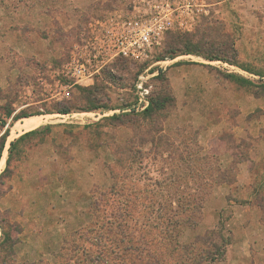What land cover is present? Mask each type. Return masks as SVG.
<instances>
[{
    "label": "rangeland",
    "instance_id": "obj_1",
    "mask_svg": "<svg viewBox=\"0 0 264 264\" xmlns=\"http://www.w3.org/2000/svg\"><path fill=\"white\" fill-rule=\"evenodd\" d=\"M133 10L170 17L151 52L76 82ZM5 130L0 264H264V0H0Z\"/></svg>",
    "mask_w": 264,
    "mask_h": 264
},
{
    "label": "built area",
    "instance_id": "obj_2",
    "mask_svg": "<svg viewBox=\"0 0 264 264\" xmlns=\"http://www.w3.org/2000/svg\"><path fill=\"white\" fill-rule=\"evenodd\" d=\"M144 16L133 10L130 14L112 18L101 24L100 33L92 42V57L86 62L87 64L79 63L80 60L72 63L76 82L91 77L99 68L117 57L139 60L147 56L157 42L160 33L166 28V23H169L170 17L162 12H157L155 16L149 18ZM87 68H95V70L87 73ZM149 96L150 86L147 84V76L139 75L134 83L133 102L121 111L143 112L150 104Z\"/></svg>",
    "mask_w": 264,
    "mask_h": 264
},
{
    "label": "trees",
    "instance_id": "obj_3",
    "mask_svg": "<svg viewBox=\"0 0 264 264\" xmlns=\"http://www.w3.org/2000/svg\"><path fill=\"white\" fill-rule=\"evenodd\" d=\"M182 53H184V54H189V53H191V51H189V50H182ZM175 57V55H173V53H171V58H174ZM221 57H223V58H221ZM225 56H222V55H217V54H212V55H210V54H206V56L204 57L205 59H207V60H210V61H213V60H222V61H225L226 59L224 58ZM227 61V60H226ZM230 77H236V76H234V75H230ZM235 79H237V78H235ZM149 99H150V104H149V106L143 111V112H149V111H152L153 110V107H154V104H153V100H152V98H151V96H149ZM91 102H93V101H91ZM89 103L90 105L89 106H87V107H90V108H96V107H99L100 105H98V104H92V103ZM59 113H63V114H66V113H68L69 111H68V108H61V110H59L58 111ZM49 127L48 126H44V129H48ZM38 128H36V129H34V130H30V131H28V132H25L24 134H22V135H20L18 138H16L15 140H13V141H11L10 142V147L9 148H12L14 145H15V143H16V141H18L19 139H21L22 137H24V136H26L27 134H29V133H33V132H35L36 130H37ZM7 135H8V130H5L4 131V133H2L1 135H0V156H1V152L3 151V149H4V145H5V142H6V137H7ZM7 163H8V161H7ZM118 218H120V216H118ZM195 243L194 242H192V244L191 245H189V246H193ZM215 250H216V248H215ZM218 254V252H216V251H212L211 249H207V250H205L204 252H203V259H206V258H208L207 260H209V261H212V260H214L215 259V257H217L216 255ZM215 255V256H214ZM151 257H153V256H151ZM149 257H147V258H143V256H141V258L140 259H142V260H139L140 262H142V261H144V264H145V260L147 261V259H148ZM144 259V260H143ZM97 261H100V260H96V262ZM92 262V261H91Z\"/></svg>",
    "mask_w": 264,
    "mask_h": 264
},
{
    "label": "bare ground",
    "instance_id": "obj_4",
    "mask_svg": "<svg viewBox=\"0 0 264 264\" xmlns=\"http://www.w3.org/2000/svg\"><path fill=\"white\" fill-rule=\"evenodd\" d=\"M40 122H41V118L40 117H32L30 119H26L24 121V123H22V124H20V125H18L16 127L19 128V129H22V128L23 129H28V128H31V127L39 124Z\"/></svg>",
    "mask_w": 264,
    "mask_h": 264
}]
</instances>
